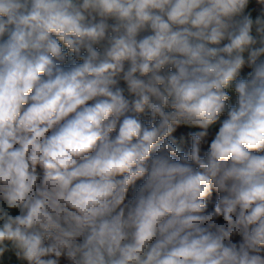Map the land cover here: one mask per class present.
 Segmentation results:
<instances>
[{
    "label": "clouds",
    "instance_id": "obj_1",
    "mask_svg": "<svg viewBox=\"0 0 264 264\" xmlns=\"http://www.w3.org/2000/svg\"><path fill=\"white\" fill-rule=\"evenodd\" d=\"M0 264H264V0H0Z\"/></svg>",
    "mask_w": 264,
    "mask_h": 264
}]
</instances>
